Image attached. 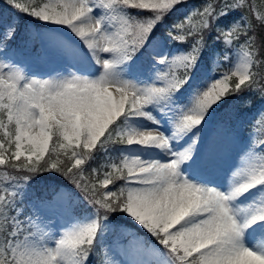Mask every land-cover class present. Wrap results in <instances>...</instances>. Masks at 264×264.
I'll use <instances>...</instances> for the list:
<instances>
[{"label": "snow or ice", "instance_id": "snow-or-ice-1", "mask_svg": "<svg viewBox=\"0 0 264 264\" xmlns=\"http://www.w3.org/2000/svg\"><path fill=\"white\" fill-rule=\"evenodd\" d=\"M188 4L0 0V264H264V0Z\"/></svg>", "mask_w": 264, "mask_h": 264}, {"label": "rangeland", "instance_id": "rangeland-1", "mask_svg": "<svg viewBox=\"0 0 264 264\" xmlns=\"http://www.w3.org/2000/svg\"><path fill=\"white\" fill-rule=\"evenodd\" d=\"M196 4L194 3H191L189 4V8L191 7H194ZM188 10V9H187ZM186 10V11H187ZM184 11V12H186ZM20 61H21V65L25 68V70L30 74L32 71L34 70H38L39 72L40 71H43L45 68H48L50 67L51 65H56V64H59V62L55 59V58H51V59H41L39 61H36L34 60L33 58L31 57H19ZM227 66L226 65H222L218 71L222 70V68H226ZM255 113H252V114H249L247 116V119L248 120H251L252 116H254ZM244 131V130H243ZM242 131L241 134H243L244 132ZM244 146H239L238 142L235 144V145H232L229 147L228 151L230 153H232L231 155L227 156L225 154V157L224 159L222 160L221 162V168L224 169V170H227L229 167L235 165L238 161H237V153L239 152V150L241 148H243ZM227 151V152H228ZM223 175V173L221 174Z\"/></svg>", "mask_w": 264, "mask_h": 264}, {"label": "trees", "instance_id": "trees-1", "mask_svg": "<svg viewBox=\"0 0 264 264\" xmlns=\"http://www.w3.org/2000/svg\"><path fill=\"white\" fill-rule=\"evenodd\" d=\"M257 2H259V0H257Z\"/></svg>", "mask_w": 264, "mask_h": 264}]
</instances>
